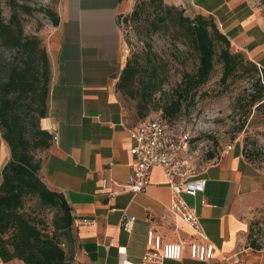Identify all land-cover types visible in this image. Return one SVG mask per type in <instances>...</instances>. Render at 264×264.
<instances>
[{"label":"crops","instance_id":"obj_1","mask_svg":"<svg viewBox=\"0 0 264 264\" xmlns=\"http://www.w3.org/2000/svg\"><path fill=\"white\" fill-rule=\"evenodd\" d=\"M165 2L212 17L230 50L264 71V15L255 0ZM131 6V0H59L58 23L44 37L50 85L39 126L56 139L38 152L39 175L70 207L77 250L67 264H137L148 229L164 243L186 244L192 238L188 225L169 211L171 188L160 166L150 169L143 191L133 193L124 186L135 160L127 130L136 121L116 88L123 68L117 16ZM8 159L0 129V183ZM199 174L206 179L204 191L183 194V199L213 243V257L198 261L185 250L182 259L169 264H264V251L247 243L249 217L264 204V168L249 162L242 144L235 142ZM123 213L135 217L127 228L121 224ZM0 264L25 263L0 258Z\"/></svg>","mask_w":264,"mask_h":264},{"label":"rangeland","instance_id":"obj_2","mask_svg":"<svg viewBox=\"0 0 264 264\" xmlns=\"http://www.w3.org/2000/svg\"><path fill=\"white\" fill-rule=\"evenodd\" d=\"M163 2L174 5L165 0ZM255 2L264 15V0ZM131 3L127 13L117 16L120 59L123 67L130 62L133 68L124 88L118 92L129 116L137 122L140 119L137 115L139 107L146 111L145 117L162 118V106L172 100L180 71L194 70L196 59L188 44L179 39L178 27L171 25L169 19L166 24L160 22L159 13L167 14L168 11L162 10L153 0H131ZM58 4L59 0H0V9L6 21L15 15L23 33L38 36L45 46V33L52 24L47 11L57 13ZM174 6L182 8L185 15L192 16L182 6ZM135 7L138 14L133 16ZM176 12L171 11L168 17L176 16ZM21 58L17 49L0 45V70L10 63L19 64ZM241 66V70L222 80V64L215 58L213 70L207 81L195 91L193 102L174 119L166 121L175 135L187 137V157L196 173L202 172L212 160L221 156L228 145L235 142L242 144L243 155L249 162L264 168V104L256 107L259 103L252 102V95L255 94L262 92L264 98V90L255 82L259 73H254L243 54ZM262 84L264 86V82ZM209 153H213V158H209ZM20 211L26 213L42 231H55L53 225L59 218V208L44 205L31 195L24 198ZM60 242L65 249L71 246L64 236L60 237ZM251 242L257 245L256 250L264 251V204L249 217L247 243L250 245ZM72 246L76 252V242Z\"/></svg>","mask_w":264,"mask_h":264},{"label":"trees","instance_id":"obj_3","mask_svg":"<svg viewBox=\"0 0 264 264\" xmlns=\"http://www.w3.org/2000/svg\"><path fill=\"white\" fill-rule=\"evenodd\" d=\"M153 1L169 12L159 13L160 22L166 24L169 19L171 25L178 27L179 39L188 44L196 59L194 70L180 71L179 83L172 91V100L162 106V119L166 123L193 102L195 91L211 74L215 58L222 64L221 79L224 80L242 69V53L230 50L228 39L218 30L212 17L200 13L185 15L182 8L168 5L163 0ZM173 10L178 11L176 16L168 17ZM136 14L137 7L131 15ZM47 15L53 25L58 23L57 13L47 11ZM0 45L17 49L22 55L19 64L10 63L0 70V129L9 147V159L2 168L0 183V258L4 261L17 258L25 264H67L74 252L72 244L76 242L70 207L63 194L49 189L39 175L42 158L38 152L48 148L53 138L39 126V120L45 117L48 108L50 62L46 48L38 36L23 33L15 15L6 21L1 9ZM249 64L254 73H259L255 82L264 90V71L250 60ZM132 69L130 62L122 68L116 83L117 90L124 88ZM262 95V92L252 95V102L259 103L256 107L264 104ZM140 108H137V115L143 119L146 111ZM208 156L213 158V153ZM31 195L44 205L59 208V218L55 219L53 225L54 232L42 231L26 213L20 211L24 198ZM58 230L62 233H56ZM61 236L71 242L66 251L60 242ZM250 246L258 248L252 242Z\"/></svg>","mask_w":264,"mask_h":264},{"label":"built area","instance_id":"obj_4","mask_svg":"<svg viewBox=\"0 0 264 264\" xmlns=\"http://www.w3.org/2000/svg\"><path fill=\"white\" fill-rule=\"evenodd\" d=\"M127 132L132 142L130 153L135 160L124 186L133 193L143 191L149 181L150 169L160 166L171 188L169 211L192 231L191 240L185 244L181 240L164 243L159 233L148 229L146 249L137 264H169V261L182 259L185 250L191 259L209 261L213 257L215 247L204 234L199 217L183 199V194L194 196L203 192L206 184V179L194 172L188 161L187 137L175 135L161 117L140 119L129 127ZM53 139H56L55 135ZM230 147L231 145H228L221 156L226 154ZM107 182L104 179L103 186ZM134 220L133 215L123 213L121 224L127 228Z\"/></svg>","mask_w":264,"mask_h":264}]
</instances>
